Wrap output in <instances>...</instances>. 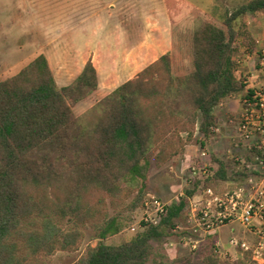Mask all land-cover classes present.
<instances>
[{
	"label": "trees",
	"instance_id": "16d2710c",
	"mask_svg": "<svg viewBox=\"0 0 264 264\" xmlns=\"http://www.w3.org/2000/svg\"><path fill=\"white\" fill-rule=\"evenodd\" d=\"M164 1L170 52L80 117L74 107L98 89L91 60L64 87L43 54L0 81V264H36L39 255L72 251L84 235L65 228L67 216L72 227L98 229L99 243L77 264H158L151 242L174 228L186 200L172 204L158 227L114 247L101 242L123 230L108 206L135 193L140 201L152 161L161 167L183 156L196 133L199 152L213 136L215 110L253 96L237 64L241 49L258 51L246 18H264V0L223 20L185 0ZM223 164L207 184L225 180ZM213 238L204 244L212 247ZM238 264H254L251 253Z\"/></svg>",
	"mask_w": 264,
	"mask_h": 264
},
{
	"label": "rangeland",
	"instance_id": "374dc122",
	"mask_svg": "<svg viewBox=\"0 0 264 264\" xmlns=\"http://www.w3.org/2000/svg\"><path fill=\"white\" fill-rule=\"evenodd\" d=\"M105 1L108 0H102V3ZM192 1L199 4L207 2V0ZM214 1L217 7L210 8L208 12L218 20H223L226 12L231 13L250 0ZM51 4L53 3L44 2V0H0V81L18 74L33 58L43 53L47 58L58 87L70 85L80 74V65L84 60L83 51H35V47L37 48L35 44H42V46L55 44L61 48H84L83 42L85 36H87L89 22L81 25L80 15L84 14L88 8L85 5L80 7V1L77 6L70 7H54ZM105 20L103 18V22L100 25L104 30L106 24L109 25ZM246 22L249 23L248 25L254 35H256V39H260L264 34V21L259 19L258 22L261 23L252 22V19L248 17ZM254 25L257 27H254ZM118 26L124 27V25L120 24ZM82 28L84 29L81 30ZM98 35L99 40L105 44L101 46L102 51H96L95 59V69L100 77V82L98 80L100 85L96 92L74 107L73 111L76 117H80L91 110L100 101L123 85L121 84V76L117 71H114L120 56L118 54L120 51H116V46H121L122 42H117L114 38V33L111 31H100ZM139 42L137 39L131 40L134 49ZM156 42V40H150V44H156ZM257 49L259 50V47ZM136 56L134 55L133 58L135 63L140 58L139 52L136 53ZM250 56L242 59L241 64L237 65L239 70L242 69L241 71H243L244 69L245 77H248L249 89L255 90L262 88L264 74L256 69L253 62L249 63L251 60L249 59ZM243 63L244 66L242 65ZM152 64L154 62H150L145 69ZM139 65L138 68L140 67ZM143 71L135 68L127 76V78H130L128 81L137 79ZM243 98H245L243 95L240 96V99L233 97L229 101V108L223 106L220 107V110L218 108L215 110L218 116L219 113L222 115L218 117L216 125V127L221 129V134L213 135L209 143H207V150L215 158L214 162L208 159H206L207 161L200 160V151L198 152L197 147L203 137L199 133L195 134V140L186 147L185 154L176 158L173 162L157 167L155 162L152 161L148 187L142 194V199L139 201L135 193L125 201L117 203L115 207L108 206L109 216L117 217L119 223L123 225V230L118 235L101 241L102 244L114 247L145 231L132 232L131 229L136 227L140 220L142 203L148 195H154L169 204H178L182 199H185L184 212L178 221L174 223V226L175 224L182 226V231L174 232V228H167L165 229L166 236L153 240L151 242L153 260L158 264H238V260L246 252L227 246V240L231 232L234 231V235L238 238L251 240L249 235L244 234V229L238 223L224 227L213 235L212 247L204 244L207 239L205 237L200 244L203 246L199 245L200 248L195 251L181 242L180 235L189 227L188 217L195 195L201 194L206 188H212L216 193H223L245 180L243 172L239 170L241 168L240 165L235 162V157L239 154L243 155L244 149L242 148L240 152L236 151L235 142L231 136L232 131L235 130V121L242 110L241 101ZM209 144L213 146L214 151L210 149ZM218 161L225 164V180H213L214 183L207 184V181L212 180L218 172ZM206 165H208L206 174L209 173V176L203 178L201 176L205 170L203 171L202 167ZM193 166L197 168L195 171L198 173L194 174V176L191 174ZM70 220V216H67L64 220H61V223L69 231L75 230L80 233L81 229L84 235L83 240L79 241L72 251H58L50 256L39 255L36 264H77L85 257L88 248H93L99 243L96 226L87 225L76 228L70 226ZM27 226L29 225L25 223L23 228ZM216 243L222 246L221 252H218L215 246Z\"/></svg>",
	"mask_w": 264,
	"mask_h": 264
},
{
	"label": "built area",
	"instance_id": "2783aa9c",
	"mask_svg": "<svg viewBox=\"0 0 264 264\" xmlns=\"http://www.w3.org/2000/svg\"><path fill=\"white\" fill-rule=\"evenodd\" d=\"M255 42L259 47L255 53L256 69L264 74V34ZM241 104L242 110L231 136L236 151L244 149V154L237 155L235 162L240 165L239 170L243 172L245 180L223 193L206 188L201 194L195 195L188 217L189 227L180 235V240L195 251L205 237L238 223L251 240L238 238L232 231L227 246L251 253L253 262L264 264V84L262 88L254 90L252 97L243 98ZM211 132L219 135L221 129L214 126ZM199 156L202 161L210 160L206 146L200 149ZM207 167H202L205 170L201 176L203 178L209 176V173L206 174ZM196 169L193 166V176L198 174ZM171 205L154 195H148L142 203L141 218L131 231L158 227L167 217ZM181 227L175 224L173 231L181 232ZM215 246L221 252L222 246L219 243Z\"/></svg>",
	"mask_w": 264,
	"mask_h": 264
},
{
	"label": "crops",
	"instance_id": "0c3cea01",
	"mask_svg": "<svg viewBox=\"0 0 264 264\" xmlns=\"http://www.w3.org/2000/svg\"><path fill=\"white\" fill-rule=\"evenodd\" d=\"M79 1L80 7L85 5L88 8V10L84 14L80 15L81 25H85L86 22H89L87 36H85V40L83 42L84 48H61L55 44L45 46H42V44H35V46H37V48L35 47V51H83L84 60L80 65L81 73L85 64L89 60L92 61L94 67L96 66V51H102L101 46L105 45L102 43L101 40H99V35L97 36V34H99L100 31H111L114 33V38L116 39V41L122 42L121 46H116V51H120V53H118L120 56L117 61V67L114 70L117 71L118 74L121 76V84H124L125 82L130 80V78H127V76H129L135 68L136 70L143 71L150 64V62L153 63L159 57L166 55L170 52L171 23L164 0H108L103 3L102 0H44V2L53 3L51 5H53L54 7H70L74 5L77 6ZM185 1L189 2L190 4L194 5L198 9L208 14L210 8L217 7V4L214 0H207V2L203 4H199L198 2H194L192 0ZM103 18L106 19L105 21L107 23H109V25L106 24L105 30L102 26H100L103 22ZM259 19L264 21V18H258L252 19V22L254 21L257 23H261L258 22ZM245 23L248 26L250 32L252 33L253 39L256 40V35H254L252 30L250 29L248 25L249 23L246 21ZM118 24L124 25V27H120L118 26ZM254 27L257 26L254 25ZM83 29L84 28H82L81 30ZM132 39H137L140 41L138 44H136L135 49L133 44L131 43ZM150 40H156L157 42L156 44H150ZM137 52H139L140 58L138 62L135 63L133 58L134 55L136 56ZM255 53V51L252 52L246 51L245 49H241L239 54V64H241L242 59L251 55L249 57V59H251L249 63L253 62L254 66H256ZM43 55L45 54L43 53ZM138 64H140L139 68ZM242 65L244 66V63ZM243 74L246 76L244 69ZM97 76L99 80L100 77L99 75ZM262 84H264V82H262ZM99 85L100 84H98V87ZM237 97L240 99V96ZM230 99L222 103L218 107V110H220V107L223 106L229 108ZM216 116L218 118L222 115H220L219 113V116L218 114H216ZM205 146L208 148L207 145ZM210 149L214 151L212 145H210Z\"/></svg>",
	"mask_w": 264,
	"mask_h": 264
}]
</instances>
